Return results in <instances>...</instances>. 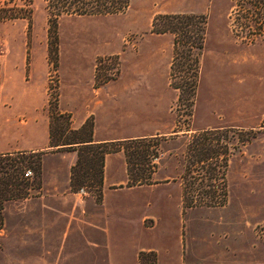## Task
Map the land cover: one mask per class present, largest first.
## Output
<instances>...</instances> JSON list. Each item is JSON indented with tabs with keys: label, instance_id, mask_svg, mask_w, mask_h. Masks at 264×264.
I'll return each instance as SVG.
<instances>
[{
	"label": "rangeland",
	"instance_id": "rangeland-1",
	"mask_svg": "<svg viewBox=\"0 0 264 264\" xmlns=\"http://www.w3.org/2000/svg\"><path fill=\"white\" fill-rule=\"evenodd\" d=\"M28 7L30 17L25 12ZM13 10L18 13L16 19H12L16 15ZM165 15L200 18L196 28L198 31L199 23L204 22L201 51L192 50L190 57L188 48L182 45L184 37L191 41L197 37L195 23L172 31L159 22L155 29L154 21ZM246 17L249 15L240 0H131L128 10L117 16L62 17L57 27L56 67L54 30L48 23L43 0H0V61L13 58L21 66L17 83H10L0 70V94L35 92L44 102L30 113H11L9 103L0 107V154L45 153L39 185L32 179L17 181L21 185L18 193L27 190V199L5 200L0 196V264H43V261L54 264L52 256L37 257L40 253L37 240L25 252L22 248L24 226L31 224L37 229L39 217L43 216L40 202L54 208L46 210L45 245L51 254L56 243L55 231L67 227L63 224L68 218H91L97 223L106 216L103 184L101 194L87 187L88 184L82 188L84 195H78L81 190L78 188L65 192L72 153L50 147V118L65 114L53 122L54 143L64 137L74 138L69 132L74 118L60 109V96L70 105L74 93L86 92L94 59L95 68L100 61L115 58L119 76L121 57L124 61L128 57L133 65V60L142 55V42L146 59L168 67L166 81L157 73L151 91V98L160 100L167 129L161 138H146L143 144L131 145L130 151L148 150L157 156L151 164L137 162L132 168V179L151 171L152 185L168 186L171 190L153 192L148 185L128 188L127 171L125 180L120 179L119 161L115 160L116 172L110 167L109 179L114 184L110 189L118 191L109 192L106 199L109 207L115 208L109 210L108 216L111 251L124 258L126 264L132 263L136 249L151 246L164 253H175L178 249L182 264H264V61L261 59H264V35L250 42L240 27ZM158 30L166 32L156 33ZM108 51L112 55L105 53ZM194 59L198 61V81L189 102ZM129 66L125 72L127 82L135 80L128 75ZM98 78L99 72L95 70L94 87L100 86ZM134 104L125 102L116 112V117L124 119L123 130L127 133L154 123L152 111L147 119L148 110L142 113ZM86 122L92 123V119ZM202 130L218 134L196 147L192 135ZM44 140L47 142L42 149L28 150ZM193 148L211 159L191 168L189 156ZM78 170L86 172L82 167ZM184 187L193 195L189 199L194 200L199 191L210 189L217 192L218 201L221 199L223 203L211 208L184 209L179 199ZM147 214L161 222L158 226V219L154 222L147 217L142 222V231L140 218ZM77 245L78 242L72 262L67 258V264L85 263L86 253L80 247L77 249ZM145 253L141 264H156L155 254L152 252L153 257L150 252Z\"/></svg>",
	"mask_w": 264,
	"mask_h": 264
},
{
	"label": "crops",
	"instance_id": "crops-1",
	"mask_svg": "<svg viewBox=\"0 0 264 264\" xmlns=\"http://www.w3.org/2000/svg\"><path fill=\"white\" fill-rule=\"evenodd\" d=\"M147 41V40H144ZM138 43V42H137ZM136 43V45H137ZM144 43H141L142 48V55L138 60H133V65L131 60L127 57L125 61L121 57V71L116 80L107 82L99 87H94V63L95 59L93 60L92 66V74L91 78L86 86V92H79L77 91L74 93L73 98H71L70 105L63 102V99L59 101L60 109L63 112H70L73 115V122L72 128L74 130L79 129L88 119H92L93 123V134L92 140L95 143H115L127 140H134V139H146V138H161L166 134V124H164V116H162L160 100L152 99V85L154 86L155 75L159 73L162 76L163 81H166V76L168 73V67L161 66L159 63L157 64L156 61L153 59H146V55H144ZM137 52V51H136ZM108 55H112L108 52H105ZM124 56L126 54H123ZM143 57V58H141ZM263 61L264 59L261 58ZM124 62V66H123ZM126 64V68H125ZM16 63L13 58H4L0 61V70L7 75L9 78L8 80L11 82L15 81L16 83L19 82L21 76V66ZM130 68V73L132 78L135 80H128L126 81L125 72L127 70V66ZM132 65V66H131ZM262 65V64H261ZM260 65L258 64L257 68ZM18 69H17V68ZM144 69V70H141ZM128 76V77H131ZM165 77V78H164ZM165 79V80H164ZM81 88V87H80ZM83 88V85H82ZM84 89V88H83ZM39 98V99H38ZM42 98L38 96L35 92H22V94L16 92H10L6 95L0 94V107H4L5 103H9L11 105V113H30L34 111V108L37 106H43L44 102L41 100ZM152 99V102L150 101ZM40 100V102H39ZM129 100V101H126ZM125 102H130V104L135 103L134 105L140 109V112L147 111V119L150 116L148 113L152 111V119L154 120L153 124H146V126H139L134 128L131 133H127L124 131V119L116 117V112L122 107ZM80 105V106H79ZM77 109L80 111L77 112ZM133 115L130 117L132 119ZM29 132V131H28ZM47 140L41 144L35 145L28 149L29 151H34L38 149H42L46 146ZM58 153V152H56ZM71 163L68 164L67 167V180L66 186L68 192L70 190V171L72 166L75 164L74 159L75 155L74 151H71ZM121 152L111 154V156L105 158L104 162V177H103V206L104 210L106 211V216L102 219V221H98L97 223L92 221L91 218H68L63 226H67L63 228L61 231H55V248L53 253L51 254L50 249H46V239L48 234V220L46 217V210L47 209H54L48 206L47 203L40 202L38 205L39 208L43 210L42 218L39 217V224L37 225V229L31 224H26L22 230L23 236V251L25 252L31 242L37 240L38 242V249L39 254L37 255H27L29 257H39L40 259H46V257H53L55 259L54 264H67V258H70L72 262L73 252L75 250L76 242L79 243L77 245L80 247V250L85 251L86 255L85 263L84 264H126V261L123 260L124 258L115 255L111 251V236H110V229L108 224V216L109 210L115 209L114 207H109L108 203L106 202L107 195L109 192H116V189H110L111 186L114 184L109 179V168L113 167L115 171L114 162L115 160L119 161V174L120 179L125 180L126 178V163L125 160H121ZM65 158V157H62ZM115 158V159H111ZM117 158V159H116ZM122 161V165L121 162ZM112 165V166H111ZM116 172V171H115ZM121 172L123 175H121ZM120 183V182H119ZM143 187V186H138ZM149 190H153L156 192L159 190L160 192H165L171 190L168 186H159V185H148ZM134 188V187H131ZM141 189V188H139ZM177 193H181L178 191ZM81 196L80 194H78ZM172 198V197H171ZM179 198V196H178ZM173 199H176L175 197ZM180 200L182 197L179 198ZM181 205V204H179ZM118 207V208H117ZM116 209H121L118 205ZM177 213V212H176ZM178 218L180 221L181 218V210L179 211ZM152 217L154 222L159 221L158 226L160 225L161 220L158 217H154L153 215H143L140 218V228L142 231V222L145 218ZM158 228V227H157ZM156 228V229H157ZM155 231V230H154ZM34 234V235H31ZM168 233H165V237H167ZM17 235L13 233V236ZM75 238V239H73ZM15 240V239H14ZM76 242H75V241ZM96 250L99 251L98 253V263H96ZM97 251V252H98ZM145 252H153L156 258V264H182L183 261L182 255H180L178 249L175 253L171 252H162V250L155 248L154 246L147 247V248H140L136 249L132 255V263L130 264H141L139 255L140 253ZM24 254L23 256H25ZM66 258V259H65ZM43 264L45 262L43 261ZM72 264V263H71Z\"/></svg>",
	"mask_w": 264,
	"mask_h": 264
},
{
	"label": "trees",
	"instance_id": "trees-1",
	"mask_svg": "<svg viewBox=\"0 0 264 264\" xmlns=\"http://www.w3.org/2000/svg\"><path fill=\"white\" fill-rule=\"evenodd\" d=\"M242 2V7L248 13L249 17L244 18L242 23H240L241 31H243L250 42L255 41L257 38L262 37L264 35V0H240ZM131 0H43L44 10L48 16V23L50 24V28L54 30V44H55V66H58V35H57V27L58 21L62 17H110L124 14L130 5ZM29 15H31V8L25 11ZM13 13L16 15H12V19L18 18V13L13 10ZM253 18H257L256 20ZM198 17H190L184 15H165L160 16L154 21V28L158 26L159 22L165 24L170 30H178L179 27H184V25L190 26L188 23H195L193 25L195 27L194 35H197L196 38L191 41L189 38L182 39L183 47L188 48L189 55H191L192 50L201 51L202 49V32L204 22L199 23V33L196 28ZM204 20V19H203ZM255 20V21H253ZM166 30H158L156 33H165ZM170 32V31H169ZM248 41V42H249ZM175 51H177L178 43H175ZM175 60H177V54H175ZM194 75L193 80L189 86V95L188 101L192 102L197 81H198V61L194 59ZM180 87H175V89H179ZM181 96H179V100L181 101ZM50 118L49 123V140L50 147L56 148L57 150H70L76 152V161L72 166L70 171V188L74 190L76 188L82 189L86 184L90 189H94L98 194H101L102 184H103V168L105 158L108 155L115 154L123 151V155L126 163L127 170V181L128 188L135 186H143V185H152L150 183L152 172L147 171L142 176L136 177V179H132L133 172L132 168L137 165V162H144L147 164H151L153 159H156V155H151L148 150H131V145L143 144L147 139H135V140H127L115 143H95L92 140L93 134V123L85 122L79 129L73 130L69 128L70 134L74 138H65L64 140H60L57 143L53 142V122L58 120V118L64 117L65 114H56V117ZM69 117V115H67ZM69 121V119H68ZM70 124V122H69ZM214 130H202L197 131L192 135V140L194 141V146L198 147L200 144H204V141L211 139L216 136L218 133ZM60 136H64L61 134ZM76 136H83V138H76ZM63 139V138H62ZM125 146V147H124ZM192 155L189 156L192 168L193 164H198L203 161H208L211 157H204L198 148L192 149ZM207 154V153H206ZM45 156L43 152H16V153H5L0 154V196L5 198V200H11L17 198L27 199L29 193L26 191H21L18 193L20 182L18 180H22L21 182H28L29 180H33L39 185V178L42 173V161ZM11 158L17 159L12 161ZM86 169V172H82L78 170V168ZM91 171L88 173V171ZM190 174L191 171L189 170ZM28 173H30L28 175ZM23 176L26 177L23 178ZM29 176H32L31 178ZM30 178V179H28ZM85 184V185H84ZM2 188V189H1ZM77 189V190H78ZM192 198L193 195L188 193L187 188L184 187L182 189V201L183 208H192V207H217L221 206L223 200L218 201L217 192H213L212 190L204 189L198 192L196 199ZM194 198V197H193ZM146 253H140L139 258L140 262L145 257ZM154 257L153 253L151 252ZM155 258V257H154Z\"/></svg>",
	"mask_w": 264,
	"mask_h": 264
},
{
	"label": "built area",
	"instance_id": "built-area-1",
	"mask_svg": "<svg viewBox=\"0 0 264 264\" xmlns=\"http://www.w3.org/2000/svg\"><path fill=\"white\" fill-rule=\"evenodd\" d=\"M107 66H110V69L108 71H107ZM118 67H119V64H117L116 59L113 57H109L105 59L104 61H100L94 68V73H95V70L99 72L98 84L101 86L109 81H113L114 79H116L118 76L117 73L119 71ZM29 174L30 173H28V175ZM79 194L80 195L85 194L83 189L79 191Z\"/></svg>",
	"mask_w": 264,
	"mask_h": 264
}]
</instances>
